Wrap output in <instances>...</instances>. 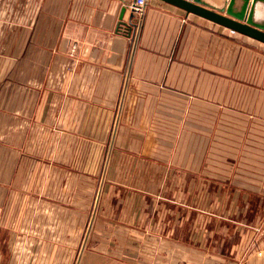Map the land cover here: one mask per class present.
Listing matches in <instances>:
<instances>
[{"label":"crops","instance_id":"obj_1","mask_svg":"<svg viewBox=\"0 0 264 264\" xmlns=\"http://www.w3.org/2000/svg\"><path fill=\"white\" fill-rule=\"evenodd\" d=\"M134 1L0 0V264H264V43Z\"/></svg>","mask_w":264,"mask_h":264},{"label":"water","instance_id":"obj_2","mask_svg":"<svg viewBox=\"0 0 264 264\" xmlns=\"http://www.w3.org/2000/svg\"><path fill=\"white\" fill-rule=\"evenodd\" d=\"M264 43V0H160ZM134 16V13L133 15ZM119 28L132 25L120 19Z\"/></svg>","mask_w":264,"mask_h":264},{"label":"rangeland","instance_id":"obj_3","mask_svg":"<svg viewBox=\"0 0 264 264\" xmlns=\"http://www.w3.org/2000/svg\"><path fill=\"white\" fill-rule=\"evenodd\" d=\"M108 156L102 157L86 156V183H85V244L94 242L95 220L100 211V205L103 198L108 195V188L101 186L100 175L104 173L107 167ZM101 162V163H100ZM101 165V172L99 171ZM98 166V167H97ZM103 185V183H102ZM74 189L70 188L71 202L74 195ZM76 198V197H75ZM73 205L71 204V209Z\"/></svg>","mask_w":264,"mask_h":264},{"label":"built area","instance_id":"obj_4","mask_svg":"<svg viewBox=\"0 0 264 264\" xmlns=\"http://www.w3.org/2000/svg\"><path fill=\"white\" fill-rule=\"evenodd\" d=\"M148 1L149 0H136L132 4L133 13L134 15H136L135 17L137 18V20H139V22L142 21V19L144 18L146 7L148 6ZM231 32L233 34L236 33L234 31Z\"/></svg>","mask_w":264,"mask_h":264}]
</instances>
